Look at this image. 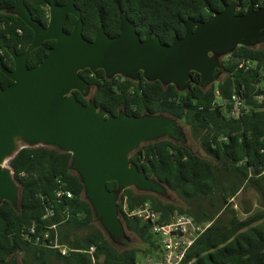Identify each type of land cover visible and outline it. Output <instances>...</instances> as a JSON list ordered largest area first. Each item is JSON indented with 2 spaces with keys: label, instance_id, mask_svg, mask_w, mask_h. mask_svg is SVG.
I'll use <instances>...</instances> for the list:
<instances>
[{
  "label": "trees",
  "instance_id": "1",
  "mask_svg": "<svg viewBox=\"0 0 264 264\" xmlns=\"http://www.w3.org/2000/svg\"><path fill=\"white\" fill-rule=\"evenodd\" d=\"M236 4L243 13L250 3L260 6L264 0H224ZM15 0H0V59L12 68L8 48L23 52L33 38V31L17 16L6 12ZM32 17L46 25L48 8L66 0H24ZM81 11L82 34L92 40L100 25L110 36L119 33V13L124 11L143 38L146 33L158 35L169 43L175 35L184 34L187 18L205 20L223 9L220 0H74ZM76 17L68 14L64 30L71 31ZM21 28L20 35L17 29ZM55 43L49 39L33 49L29 67L37 65ZM248 58L256 64L239 68L235 58ZM10 60L9 65L6 60ZM225 74L207 87L200 85L197 73L187 91L174 85L143 77L133 81L121 76L111 79L98 69L79 74L93 86L92 97L98 107L116 114L164 112L178 118L202 153L189 150L169 139L143 144L130 157L148 177H156L174 194L167 200L156 194L125 189L120 197L121 218L131 240L123 246L110 243L94 222L89 203L82 194L79 178L69 169L70 154L44 146L24 147L9 161L20 186L17 208L8 201L0 204V259L19 252L20 264H139L160 251L158 237L150 225L123 210L149 202L162 212L167 221L173 214H186L198 224L209 223L195 239L181 264H264V47L238 46L224 56ZM11 80L0 71V86ZM216 90L219 96L216 95ZM237 91L245 98L249 110L238 116L227 114L226 101ZM78 100L87 103L74 91ZM261 95L258 100L256 96ZM114 189L116 182L106 183ZM58 190L70 191L71 196ZM255 192V204L244 202L242 216L233 199L244 191ZM54 214L44 218L46 208ZM34 224L36 230L49 229L51 239L70 250L62 254L51 244L35 243L23 236ZM95 246L93 254L87 250Z\"/></svg>",
  "mask_w": 264,
  "mask_h": 264
},
{
  "label": "water",
  "instance_id": "2",
  "mask_svg": "<svg viewBox=\"0 0 264 264\" xmlns=\"http://www.w3.org/2000/svg\"><path fill=\"white\" fill-rule=\"evenodd\" d=\"M223 9L205 20L187 18L184 34L171 42L147 33L142 39L126 12L119 13V33L110 36L100 25L92 40L82 34L81 11L74 0L52 4L48 22L43 25L32 17L24 0H15L7 13L20 18L32 31L25 50L7 52L13 69L0 59V71L12 80L0 86V204L8 201L18 207L20 186L9 161L24 147H49L70 154L69 169L82 184V194L89 203L94 222L111 244L123 246L130 241L121 218L122 192L133 188L172 200L167 186L130 161L143 144L169 139L193 151L185 125L164 112L140 115L118 109L114 115L98 107L92 97L93 86L79 71H104L111 79L121 76L133 81H159L187 91L192 73L207 87L225 74L222 58L238 46L264 45V1L250 3L243 13H236L234 1L220 0ZM68 14L76 17L71 31L64 30ZM55 40L47 54L35 66L27 64L30 52L46 40ZM74 91L87 100L82 103ZM194 152V151H193ZM116 187L108 189L106 183ZM20 253L0 259V264H20Z\"/></svg>",
  "mask_w": 264,
  "mask_h": 264
},
{
  "label": "built area",
  "instance_id": "3",
  "mask_svg": "<svg viewBox=\"0 0 264 264\" xmlns=\"http://www.w3.org/2000/svg\"><path fill=\"white\" fill-rule=\"evenodd\" d=\"M18 34H22L21 28L17 29ZM237 66L239 68H249L256 64L255 60L248 58H235ZM217 97L219 96L218 90H216ZM258 100L261 99V95L256 96ZM229 104V110L227 114L230 116H238L243 112L249 110L245 105V98L242 94L234 91L230 98L226 100ZM264 139V136H263ZM264 151V148L262 149ZM65 193L67 196H71L70 191L58 190L57 196H61ZM123 210L129 216H137L142 221L150 225V230L154 233L159 240L160 251L158 254L148 256L144 261L139 264H181L187 255L191 245L195 239L205 230L209 223L198 224L193 218L186 214H173L165 221L162 216V212L154 209L149 202H144L133 209H128L126 204H123ZM54 214V210L51 207L46 208V212L43 217L47 218ZM56 228L55 224L48 225L47 229L41 231L36 230V226L32 224L23 231V236L26 239H31L35 243L47 242L51 246L59 248L62 254H66L70 248L66 245L58 244L54 239L50 238L49 229L54 232ZM95 246H90L87 252L92 255Z\"/></svg>",
  "mask_w": 264,
  "mask_h": 264
},
{
  "label": "rangeland",
  "instance_id": "4",
  "mask_svg": "<svg viewBox=\"0 0 264 264\" xmlns=\"http://www.w3.org/2000/svg\"><path fill=\"white\" fill-rule=\"evenodd\" d=\"M258 47H264V46H258ZM223 77V76H222ZM185 130L188 134V137H189V140H190V143L192 144V149L194 152H197V153H202L201 150L198 148V146H196V144L194 143V141L192 140L190 134H189V131L187 129V127L185 126ZM170 193V197L171 199L173 200L174 199V194H172L171 192ZM255 198H256V195H255V192L252 191V190H247V191H244V193H240L238 194L234 199H233V203H234V207L237 208L240 212V214L242 216H244L245 214L243 213V207H244V202H252V204H255Z\"/></svg>",
  "mask_w": 264,
  "mask_h": 264
},
{
  "label": "flooded vegetation",
  "instance_id": "5",
  "mask_svg": "<svg viewBox=\"0 0 264 264\" xmlns=\"http://www.w3.org/2000/svg\"><path fill=\"white\" fill-rule=\"evenodd\" d=\"M136 29H137V27H136ZM146 34H147V33H146ZM146 34H145V35H146ZM139 35H140V34H139ZM140 37H141V36H140ZM144 37H145V36H144ZM144 37H143V38L141 37V38L144 39ZM53 45H54V44H53ZM263 46H264V45H263ZM50 47H51V46H50ZM15 51H16V50H15ZM16 52H17V51H16ZM18 53H21V52H18ZM9 55H10V54H9ZM10 58H11V61H12V68H10V69H13L14 62H13V59H12L11 56H10ZM6 61H7V63H8L9 65L11 64V61H10V60L7 59ZM8 69H9V68H8ZM9 79H10V78H9ZM10 80H11V79H10ZM11 83H12V80H11V82L8 83L7 85H9V84H11ZM7 85H6V86H7ZM6 86H5V87H6ZM1 87H2V86H1ZM3 88H4V87H3ZM13 172H14V171H13ZM17 182H18V181H17Z\"/></svg>",
  "mask_w": 264,
  "mask_h": 264
}]
</instances>
